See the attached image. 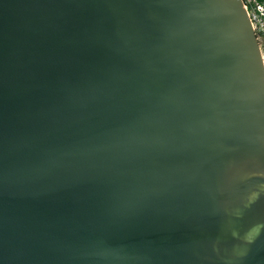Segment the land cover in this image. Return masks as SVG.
<instances>
[{
    "label": "water",
    "instance_id": "obj_1",
    "mask_svg": "<svg viewBox=\"0 0 264 264\" xmlns=\"http://www.w3.org/2000/svg\"><path fill=\"white\" fill-rule=\"evenodd\" d=\"M0 264H264L243 0H0Z\"/></svg>",
    "mask_w": 264,
    "mask_h": 264
},
{
    "label": "built area",
    "instance_id": "obj_2",
    "mask_svg": "<svg viewBox=\"0 0 264 264\" xmlns=\"http://www.w3.org/2000/svg\"><path fill=\"white\" fill-rule=\"evenodd\" d=\"M255 31L264 65V0H243Z\"/></svg>",
    "mask_w": 264,
    "mask_h": 264
}]
</instances>
